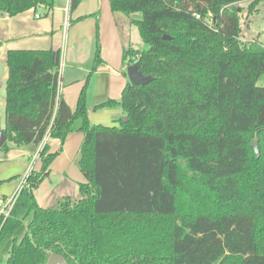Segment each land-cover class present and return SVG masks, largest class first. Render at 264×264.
<instances>
[{"label": "trees", "instance_id": "obj_1", "mask_svg": "<svg viewBox=\"0 0 264 264\" xmlns=\"http://www.w3.org/2000/svg\"><path fill=\"white\" fill-rule=\"evenodd\" d=\"M55 1L0 0V14L42 7L47 16ZM109 1L139 15L132 23L148 48L125 49L124 60L138 57L152 77L97 105L121 106L120 125L91 124L88 82L71 108L61 48L6 53L8 141L39 145L48 135L60 148L45 143L40 169L0 214V264H47L54 252L70 264H264V45L243 42L239 6L250 2L251 14L264 0ZM102 61L97 40L88 80ZM72 131L84 133L82 198L43 207L35 190Z\"/></svg>", "mask_w": 264, "mask_h": 264}, {"label": "crops", "instance_id": "obj_2", "mask_svg": "<svg viewBox=\"0 0 264 264\" xmlns=\"http://www.w3.org/2000/svg\"><path fill=\"white\" fill-rule=\"evenodd\" d=\"M66 3L67 5L64 7V11L62 7L58 8L55 6L49 13L51 16H49V14L47 16L42 14L44 12L42 7L40 11L29 9L15 16L0 14V42H2L0 47V61H6V53L9 49L61 48L62 63L60 72L62 77L60 89L63 97L67 100L71 108L75 110L78 104L79 95L88 82L87 99L91 115L92 113L90 110L95 105L101 104L109 99L120 100L124 88L130 82L128 74L125 72L121 74V71H117L116 68H120L121 64L125 67V49L132 47L131 44L129 46L124 44L122 30L125 31L126 27L135 25L132 23V19L138 17L139 15L135 14L132 17L126 15V18L124 14H121V12H114L115 21L112 25L113 28L108 34L102 35V32L100 31L99 33L96 30L89 32L81 29V26L76 27V25L81 23L83 20L79 19L81 18L80 16L76 19L77 21H73V10L70 9L67 11L66 7L68 6V0H66ZM36 13L42 14V16L37 18ZM43 17H45V19ZM98 39L99 43L100 40L102 42L100 43V47L103 52V64L94 71L88 80V74L91 72L94 62ZM133 48L138 49L136 47ZM120 49L123 52L122 60H119L118 58V52H121L119 51ZM112 52H115V57L112 56ZM105 74L109 79L108 82H103L104 80L102 81ZM0 78H2L1 75ZM7 78L8 68L5 81H7ZM102 87L104 90L99 93ZM114 107V111L96 116L91 115L92 121L94 123L104 124L113 120L115 121V124L113 125H118L116 122L119 119L124 118L125 113L121 106ZM113 125L109 124L108 126ZM70 135H76L80 141L83 138V136L77 133H71ZM49 142L52 145V151H56L60 148V143L57 140L52 139ZM41 146L42 144H40L39 150L33 155V161L28 170L34 167L38 158L41 160L39 155ZM63 146L64 144L62 145V148ZM79 150H81V145ZM37 168L40 169V167ZM80 179L81 181L78 183L87 181L86 178V180L81 177ZM0 180L3 181L4 179ZM65 196L69 195H62V197ZM58 197L60 196H57L56 200L62 198Z\"/></svg>", "mask_w": 264, "mask_h": 264}, {"label": "rangeland", "instance_id": "obj_3", "mask_svg": "<svg viewBox=\"0 0 264 264\" xmlns=\"http://www.w3.org/2000/svg\"><path fill=\"white\" fill-rule=\"evenodd\" d=\"M250 2H241L240 9L241 12V23H242V40L243 42H247L249 40L258 39L264 45V1L259 5V9L254 13H249L248 5ZM56 7H62L64 11V7L67 5L66 0H56ZM41 9V7H40ZM40 9H38L40 11ZM73 21H77L78 17H82L83 20L81 23L76 25V27H80L85 31L91 32L92 30H96L102 32V35H106L113 28V24L115 21L114 11L111 8L109 0H80L78 6L73 10ZM124 14V13H121ZM51 16V14H49ZM126 17V15L124 14ZM45 19V17H43ZM127 18V17H126ZM136 18H139L136 17ZM129 26V25H128ZM122 34L124 37V44L132 47H136L141 50H145L148 48V45L145 44L144 39L141 35L139 28L136 25L126 27L125 31L122 30ZM98 38V36H97ZM99 40V39H98ZM100 43L101 40H100ZM118 52L119 60H122V50L120 49ZM101 56H103L102 49L100 47ZM112 56L115 57V52H112ZM125 62V67L121 64L120 68H116L117 71H121V74L127 71L128 65ZM101 63L98 68L102 65ZM123 66V67H122ZM115 67V66H114ZM7 64L5 60L0 61V127L5 128L6 126V113H5V97H6V81L5 76L7 75ZM67 68V67H66ZM69 69V68H67ZM126 75V74H125ZM102 79L103 82H108L107 75ZM259 86H264V74H262L257 82ZM73 86V85H71ZM99 88V86H98ZM97 90V88H96ZM95 90V91H96ZM103 87L100 89L99 93L103 92ZM88 95V87L86 90ZM88 105V114L91 124H99L94 123L91 119L92 116L105 114L115 110V107H101L97 108V105L91 108V115L89 112V104ZM76 110V109H75ZM103 123V122H102ZM118 125L121 124L120 119L116 122ZM104 124H115V121L111 120L108 123ZM71 133H77L83 136L80 141L76 135H70ZM70 135V136H69ZM79 136V135H78ZM258 141L259 148V140L257 137L252 138ZM51 139L47 138V142ZM84 140V133L82 131H72L68 134L62 151L59 155L56 156L54 161L51 164L52 172L51 174L44 179V181L39 185L36 189V195L38 202L43 207L55 206L61 201L64 197L62 195H69L72 199L78 200L82 198V193L79 189V181L85 179V175L83 174L79 160L81 157V152L79 150L80 145L82 146ZM8 141V140H7ZM10 149L8 151L0 148V179H4L0 181V195L10 198L12 197L18 190L23 176L27 172L28 168H30V164L33 161V155L36 151L39 150L40 144H16L14 142L8 141ZM253 146V145H252ZM254 147V146H253ZM260 151V150H259ZM42 161L38 158L34 164L32 170H38L37 167H41ZM29 171V172H30ZM86 180V179H85ZM61 198L56 200V197Z\"/></svg>", "mask_w": 264, "mask_h": 264}, {"label": "water", "instance_id": "obj_4", "mask_svg": "<svg viewBox=\"0 0 264 264\" xmlns=\"http://www.w3.org/2000/svg\"><path fill=\"white\" fill-rule=\"evenodd\" d=\"M167 38H170V36H167ZM127 74L129 77V81L133 85H146L151 80L152 77L149 75H145L140 69L138 63L130 64L127 67ZM124 121H126V118L124 117ZM8 137L5 135L3 129L0 127V148L3 147V145L7 142ZM252 145L254 146V149L256 152H259L258 148V141L253 139ZM47 264H70L66 258L65 255L60 253H52L47 261Z\"/></svg>", "mask_w": 264, "mask_h": 264}, {"label": "built area", "instance_id": "obj_5", "mask_svg": "<svg viewBox=\"0 0 264 264\" xmlns=\"http://www.w3.org/2000/svg\"><path fill=\"white\" fill-rule=\"evenodd\" d=\"M73 0H68V6L66 7L67 11L70 10L71 8V3H72ZM167 4H170L171 5V2L174 1V0H164ZM42 16V14H39V13H36V17L37 18H40ZM198 17H200V15H198ZM212 15L209 14L208 17H207V21L209 22V24L212 23ZM138 57L134 56L132 58V61L135 63V61L137 60ZM133 64V63H132ZM47 138H49V136L47 135L44 140L40 143L42 144L41 146V150L43 148V146L45 145V143L47 142ZM41 152V151H40ZM40 155V153H39ZM30 169L28 170V172L25 173V175L23 176V180L17 190V192L10 198H7V197H4V196H1L0 195V214H5V215H8L11 211V209L13 208L14 204H15V201H16V198L18 196V193L20 191V189L22 188L23 184L25 183L26 181V178L28 177Z\"/></svg>", "mask_w": 264, "mask_h": 264}]
</instances>
